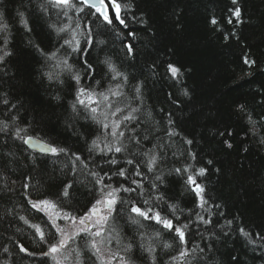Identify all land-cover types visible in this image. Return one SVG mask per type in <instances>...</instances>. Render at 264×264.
Returning a JSON list of instances; mask_svg holds the SVG:
<instances>
[{"label": "trees", "instance_id": "trees-1", "mask_svg": "<svg viewBox=\"0 0 264 264\" xmlns=\"http://www.w3.org/2000/svg\"><path fill=\"white\" fill-rule=\"evenodd\" d=\"M121 2L132 5L126 14L129 28L117 27L122 32L135 33V38L126 37L125 42L134 45L136 56L135 59L125 57L119 41H110L106 51L114 56L121 71L130 74L131 85L143 81L140 118L146 120L143 113H152L151 121L143 127L154 131L156 122L159 127H167L165 117L171 113L174 127L180 133L175 146L182 152L190 150L196 154V160L188 162L208 169L201 182L206 185L210 202L221 206L219 211L224 217L219 222L223 224L225 219L234 218V228L244 227L264 233V143L261 142L264 129L258 126L254 136L247 116L238 111V105H244L254 120L264 117V0H237V5L231 0ZM20 4L21 0H0V11L11 23L13 38L10 45L13 55L7 61V74H0V94L20 106L12 115H19L18 126H31L29 135L87 157L83 135H75L65 126L73 98L69 95L72 89L67 83L50 85L40 76L39 58L28 44L31 38L50 48L55 42V34L49 38L47 26L34 20H30L34 31L25 34L14 20ZM237 6L241 8L240 23L233 19L229 24V9ZM133 16L136 19H132ZM213 16L217 20L215 25L210 22ZM97 55L102 58L104 53L97 54L93 50L89 62L96 64ZM245 57L255 63L245 64ZM154 63L160 65L159 74L155 76L146 70ZM167 63L181 70L178 79L173 80L165 74ZM103 76L102 66H98L95 80H101ZM83 79L88 80L87 77ZM95 80L91 82L95 84ZM185 89L188 96L182 94ZM126 91L129 96L134 94L132 87ZM56 96L60 99H54ZM3 111L5 109L0 107V112ZM75 129L81 134L86 133L82 121L75 124ZM228 132L232 135L228 136ZM184 137L191 139L192 145L183 144ZM226 140L232 144L231 148L225 145ZM9 150L19 157V165L12 166L13 171L7 176V188L0 191V264H52L49 258L40 255L47 250V245L34 235L29 224H39L46 232L54 229L46 227V216L32 209L25 196L33 201L45 198L55 201V194L62 188L60 180L66 183L70 170L69 176L65 177L61 170L64 157L54 163L55 157H45L38 151L25 152V146L19 141L10 142L9 148L3 149L5 152ZM30 154L37 157L38 169H31V161L27 159ZM208 160L212 161L211 165L207 164ZM30 172L34 179L28 182L30 185L39 182V187L25 190L22 187L24 177ZM82 180L83 177H77L71 202L77 206H90L96 197L89 191L91 185L85 186ZM4 184L5 181L0 180V188ZM161 191L169 197H176L182 208L193 207L194 201L189 196L181 197L183 181L175 175L166 178V186ZM86 210L81 208L80 214ZM20 216H25L29 224L21 221ZM117 223L125 237L132 234L124 219L118 217ZM145 223L149 225V231L159 227ZM217 235L219 239H211L207 233H204L203 240L199 235L194 237V243L201 246L213 244L209 253L212 257L210 264H233V256L239 257L240 264H264L259 249L253 251L254 246H246L237 233L225 238L217 230ZM164 239L170 240L171 237L165 236ZM17 242L33 255L21 253ZM5 247L7 252L3 250Z\"/></svg>", "mask_w": 264, "mask_h": 264}, {"label": "snow or ice", "instance_id": "snow-or-ice-1", "mask_svg": "<svg viewBox=\"0 0 264 264\" xmlns=\"http://www.w3.org/2000/svg\"><path fill=\"white\" fill-rule=\"evenodd\" d=\"M231 3L237 5V0H231ZM131 9V4L121 0H26V3L21 0L14 20L18 21L25 34L34 31L30 20L45 24L49 38L55 34V42L50 48L31 38L28 44L39 58L40 76L50 85L67 83L72 89L69 95L73 98L65 126L75 135H83L88 155L84 157L81 152L29 135L31 126H18L19 115H12L20 106L0 94V107L5 109L0 112L4 117L0 119V180L5 181L0 191L7 188V176L13 171L12 166L19 165V157L14 152L3 151L9 148L10 142L19 141L25 146V152L38 151L45 157H55L54 163L64 157L61 170L65 177L69 176V170L71 175L66 183L60 180L62 188L55 194L56 200L33 201L25 196L32 209L45 213L46 227L50 226L54 231L46 232L39 224H29L25 216L19 217L47 245V250L40 255L49 258L52 264H137L138 261L141 264H210L212 257L209 253L213 244L201 246L194 243V237L199 235L203 240L204 233H207L211 239H219L217 230L225 238L237 233L246 246H254L253 251L258 248L260 258H264V233L244 227L234 228V218L225 219L223 224L219 222L224 217V213L219 211L221 206L210 202L206 185L201 182L208 169L188 162L195 161L196 154L190 150L182 152L175 146L180 133L174 127L171 113L165 117L167 127H159V122L154 125V131L143 127L152 118L151 112L143 113L146 120L140 118L143 81L131 85L130 74L121 71L114 56L106 51L110 41H119L125 57L135 59L134 45L125 42L126 37L135 38V33L122 32L117 27L129 28L126 14ZM240 16L239 6L229 9L228 23H233V19L240 23ZM132 19L136 18L133 16ZM210 22L217 24L215 16L210 18ZM11 33V23L0 11V74L4 75L7 74V61L13 55ZM93 50L97 54L104 53L102 58L97 55L96 64L89 62ZM244 63L255 61L245 57ZM98 66H102L104 72L101 80H95ZM159 66L154 63L146 70L155 76L159 74ZM165 74L176 80L181 70L167 63ZM84 77L88 80L85 81ZM93 80L95 84L91 82ZM129 87L133 88L132 96L126 91ZM182 94L189 95L186 89ZM54 99L59 100L60 97ZM238 111L247 116L254 136L258 126L264 129V117L254 120L244 105H238ZM81 121L85 134L75 129V124ZM261 142L264 143V139ZM182 143L192 145L193 141L184 137ZM224 143L228 148L232 147L229 141ZM27 159L31 161V169H38L35 155L30 154ZM97 160L101 163L97 164ZM177 163L179 166H175ZM207 164L211 165L212 161L208 160ZM172 175L183 181L181 197L189 196L194 201L192 208H182L176 197H169L161 191L166 186V178ZM77 177H83L81 182L85 186L91 185L89 191L96 198L90 206H77L71 202ZM32 179L31 172L24 177L23 189L39 187V182L30 185L28 181ZM49 207H59L60 210L55 216L49 215L46 212ZM81 208L87 210L80 214ZM118 217L132 229L130 236L125 237L120 230ZM58 220L65 221L66 226L62 227ZM145 222L159 227L149 231ZM165 236L171 239L165 240ZM81 240L82 244L79 243ZM17 246L21 253L33 255L22 243L17 242ZM3 250L8 251L6 247ZM232 261L240 264L238 256H233Z\"/></svg>", "mask_w": 264, "mask_h": 264}, {"label": "rangeland", "instance_id": "rangeland-1", "mask_svg": "<svg viewBox=\"0 0 264 264\" xmlns=\"http://www.w3.org/2000/svg\"><path fill=\"white\" fill-rule=\"evenodd\" d=\"M57 211H59V209H57V208H50V207H49V208L46 209V212H47L49 215H53V216H55V213H56ZM42 213L45 215L44 212H42ZM45 216H46V215H45ZM46 218H47V216H46ZM57 223L60 224L62 227L66 226V222L63 221V220H58Z\"/></svg>", "mask_w": 264, "mask_h": 264}, {"label": "water", "instance_id": "water-1", "mask_svg": "<svg viewBox=\"0 0 264 264\" xmlns=\"http://www.w3.org/2000/svg\"><path fill=\"white\" fill-rule=\"evenodd\" d=\"M35 138V137H34ZM35 139H38V138H35ZM38 140H40V139H38Z\"/></svg>", "mask_w": 264, "mask_h": 264}]
</instances>
